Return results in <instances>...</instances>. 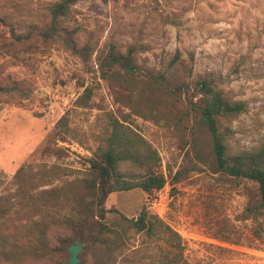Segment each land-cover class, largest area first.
<instances>
[{
  "label": "rangeland",
  "instance_id": "rangeland-1",
  "mask_svg": "<svg viewBox=\"0 0 264 264\" xmlns=\"http://www.w3.org/2000/svg\"><path fill=\"white\" fill-rule=\"evenodd\" d=\"M56 1L0 0V81L25 89L0 95V238L24 251L0 264H67L77 239L81 264H264L259 184L218 167L191 110L206 79L246 106L221 118L229 156L264 146V0H76L54 20ZM130 51L133 72L110 63ZM121 125L166 184L110 192L103 218L82 179ZM143 207L154 232L122 234ZM46 224L54 259L37 256Z\"/></svg>",
  "mask_w": 264,
  "mask_h": 264
},
{
  "label": "trees",
  "instance_id": "trees-1",
  "mask_svg": "<svg viewBox=\"0 0 264 264\" xmlns=\"http://www.w3.org/2000/svg\"><path fill=\"white\" fill-rule=\"evenodd\" d=\"M75 1L76 0L56 1L50 8L52 18L56 20L59 17L67 16L70 12L71 5ZM110 63L118 64L128 72H133L134 65L131 51L127 54H111ZM20 83L21 82L17 80L11 82L0 81V95H14L15 92H17V94L24 92L25 89L20 86ZM198 86L200 92L204 96V101L201 104L192 103L191 110L197 113V122L204 127L211 136L212 149L218 167L234 177L251 179L259 184L261 199L255 209L264 214V146L254 153H245L230 157L225 141V134L221 128L222 116L242 113L246 109L245 104L241 101L228 99L220 88L206 79L199 80ZM197 133L198 129L192 126L191 136L194 139ZM112 135V139H114L116 145H111L105 151L96 153L91 157L89 159L90 165L85 171L82 179L86 189L93 196V201L95 200L94 203L100 216L103 218L105 217L103 205L110 192L119 189L140 187L145 192L152 195L156 191L162 189L166 184V177L164 174L156 173L150 169H147L146 172L148 166V161L146 159V143L143 144V141L135 139L132 133L122 125L115 128ZM142 144L145 146L143 150H141ZM149 153L152 155L155 154V151H149ZM245 160L250 161L248 165L244 164ZM124 162L142 168L144 173L141 175V178L134 179L128 177L129 175L127 174L129 173L123 171L121 168ZM112 179L115 181L112 182ZM158 220L160 221L156 215L150 213L147 207H143L137 217L122 215L120 229H122V234L124 235L128 234L131 229L154 232ZM103 239L104 238H100L99 240L102 241ZM41 244H43L41 251L38 252L41 254L37 256H45V258L51 259L56 258L58 255L56 251L58 249L51 243L47 224L41 232ZM7 246V241L4 238H0V258L9 262H21L22 256L20 255H22L24 251H17V248H10ZM98 251L100 250L98 249ZM30 253L32 254L31 256L34 255L32 252ZM81 262L82 259L79 264H81ZM94 262L95 264H110V256L108 255L106 258L101 256L98 260L94 259Z\"/></svg>",
  "mask_w": 264,
  "mask_h": 264
},
{
  "label": "water",
  "instance_id": "water-1",
  "mask_svg": "<svg viewBox=\"0 0 264 264\" xmlns=\"http://www.w3.org/2000/svg\"><path fill=\"white\" fill-rule=\"evenodd\" d=\"M82 241L80 239H77L75 243H72L69 245L68 249L70 251L68 264H79L80 262V251L82 250Z\"/></svg>",
  "mask_w": 264,
  "mask_h": 264
}]
</instances>
